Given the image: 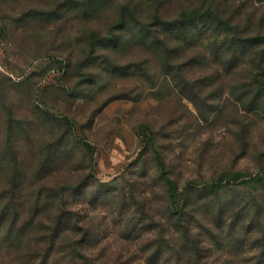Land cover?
Wrapping results in <instances>:
<instances>
[{
    "label": "rangeland",
    "instance_id": "rangeland-1",
    "mask_svg": "<svg viewBox=\"0 0 264 264\" xmlns=\"http://www.w3.org/2000/svg\"><path fill=\"white\" fill-rule=\"evenodd\" d=\"M209 5L264 34V0H0V264H264V45L154 31Z\"/></svg>",
    "mask_w": 264,
    "mask_h": 264
},
{
    "label": "trees",
    "instance_id": "trees-1",
    "mask_svg": "<svg viewBox=\"0 0 264 264\" xmlns=\"http://www.w3.org/2000/svg\"><path fill=\"white\" fill-rule=\"evenodd\" d=\"M207 12L210 14L208 21H211V24H209L208 29L212 28V31L216 32L217 30L222 28V29H225L222 31V34L223 33H227V34L234 33L236 35V40H234V43L236 44V46L231 50V53L228 55L227 60L233 63L232 69L234 71L239 70L240 67H243L246 64V60H245L246 54L244 53L243 47L246 44H247L246 47H248L250 44L264 45V34L244 36L247 41V43L244 44L243 42L244 38L238 35L239 33L237 30V26L235 24H232V21L223 17V12L220 7L209 5L207 8L205 7L193 8L191 10L184 11L182 15H180V17H176L172 20H164V19L159 18L158 23L155 24L157 28L154 31L155 33H157V31L161 33V31L158 30L159 29L158 27H161L163 25H167V26L169 25L170 26L169 29L171 32H174V31L179 32L180 34H182V36L185 39V37L192 35L194 32L198 33L201 31L203 26L200 27V25L201 23H204V22L203 21L199 22V19L201 20L204 17H206L207 15L205 14ZM224 24L227 26V28H224L223 26ZM139 27L142 30H147L146 24L144 23H140ZM219 35H221V31H218L216 34V36H219ZM159 38H161V36ZM167 39L169 38H166L165 44H164L165 46H167L168 44ZM186 42H189V41H186ZM261 52L262 53H261V56H259V58H254L255 64L257 63L256 66H257L258 72H260V70H264V49L261 50ZM257 76H258L257 74L253 75V78L251 76V78H249V80L245 82L244 87L248 89H253L252 87L254 85H257L258 95H261L262 93L260 91L262 90V87L264 86L260 84L262 82V79L256 81ZM151 143H153L152 140H151ZM85 145L86 147H88V150L91 151L92 153L93 148L91 144H89L88 142H85ZM156 156H157L158 166L162 170V177L168 186V208L173 213H177L179 209H181L182 192L179 191L177 181L174 178H172L171 175H169V173L165 170L164 159L161 156V154L157 153ZM238 175H241V174H238Z\"/></svg>",
    "mask_w": 264,
    "mask_h": 264
}]
</instances>
